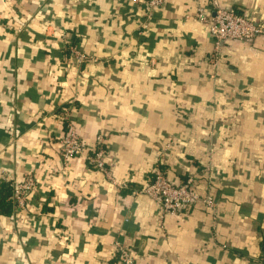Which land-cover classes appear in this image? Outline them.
Returning a JSON list of instances; mask_svg holds the SVG:
<instances>
[{"label":"crops","instance_id":"1","mask_svg":"<svg viewBox=\"0 0 264 264\" xmlns=\"http://www.w3.org/2000/svg\"><path fill=\"white\" fill-rule=\"evenodd\" d=\"M214 2L264 24V0H164L150 22L146 0H0V184H37L0 212V264H119L117 243L136 264H264V36L213 64ZM69 126L102 137L112 181L64 165ZM156 172L214 206L131 196Z\"/></svg>","mask_w":264,"mask_h":264},{"label":"built area","instance_id":"2","mask_svg":"<svg viewBox=\"0 0 264 264\" xmlns=\"http://www.w3.org/2000/svg\"><path fill=\"white\" fill-rule=\"evenodd\" d=\"M164 5V0H146L145 21L150 22L154 17V12ZM214 13H206L203 8H198L196 18L207 26L208 31L214 41L213 53L210 61L217 63L220 58L221 48L225 43L232 41L253 40L264 36V24L254 23L248 16L238 14L234 11L226 10L213 3ZM146 24L143 23V27ZM64 36V35H63ZM71 56L77 64L84 63L87 58L75 46L67 45ZM60 157L62 162H67L72 158L85 159L96 171L104 173L109 180L112 178L106 170L104 162L103 139L98 136L92 147H86L81 136L74 127L69 126L59 140ZM3 182L8 183L10 195L8 200L13 209L24 208L27 197L32 195L37 188L35 179L25 176L20 181L11 177H2ZM146 196L160 207L164 214L178 215L182 211L189 210L195 203L201 202L207 207H213L214 203L210 197H203L195 189V180L187 177L179 184L172 183L161 172H156L152 181L143 185L140 189L131 191V196ZM116 256L119 264H136L134 252L122 244H115Z\"/></svg>","mask_w":264,"mask_h":264},{"label":"trees","instance_id":"3","mask_svg":"<svg viewBox=\"0 0 264 264\" xmlns=\"http://www.w3.org/2000/svg\"><path fill=\"white\" fill-rule=\"evenodd\" d=\"M10 195V189L8 183H1L0 184V212L5 215H9L12 210L13 206L8 200Z\"/></svg>","mask_w":264,"mask_h":264}]
</instances>
